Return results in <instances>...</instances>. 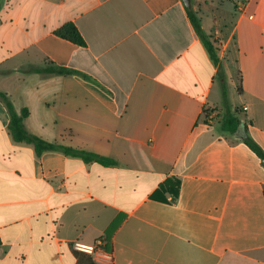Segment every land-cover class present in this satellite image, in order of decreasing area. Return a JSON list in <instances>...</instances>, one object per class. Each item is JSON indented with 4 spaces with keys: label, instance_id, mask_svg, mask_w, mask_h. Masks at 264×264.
Listing matches in <instances>:
<instances>
[{
    "label": "crops",
    "instance_id": "1",
    "mask_svg": "<svg viewBox=\"0 0 264 264\" xmlns=\"http://www.w3.org/2000/svg\"><path fill=\"white\" fill-rule=\"evenodd\" d=\"M191 8L217 62L183 0H0V91L27 129L118 163L38 157L0 100V264H94L74 241L114 264H264V159L213 120L228 105L264 152V0ZM48 62L90 79L25 72Z\"/></svg>",
    "mask_w": 264,
    "mask_h": 264
},
{
    "label": "trees",
    "instance_id": "2",
    "mask_svg": "<svg viewBox=\"0 0 264 264\" xmlns=\"http://www.w3.org/2000/svg\"><path fill=\"white\" fill-rule=\"evenodd\" d=\"M187 13L196 33L203 41L211 58L213 59L214 62H217L218 57H217L216 49L214 48V45L210 41L209 37L205 34L202 25L198 20V18L196 17V15L194 14V12L192 11V8H187ZM56 34L61 38L71 41L79 46L83 47L86 45L79 30L72 23L65 24L63 27L57 30ZM25 72L37 73L41 75V77L43 78H50L54 76L76 75L83 79H90L87 75H85L80 71L58 66L53 62H48L43 67L29 66L25 70ZM223 94L226 101V89L224 86H223ZM0 100L7 108L10 116V123L8 128L13 141H15L16 143H22L33 146L36 155L38 157H41L46 152H60L66 156L80 158L87 164L98 163L100 165L107 167L116 166L118 164L117 161L109 157L91 151L77 149L62 143L50 142L31 133L25 125V119L29 115L28 110L24 108L19 112L16 109L9 94L5 92L0 91ZM220 124L223 132L228 133L230 135H235L242 122L237 117V111H233L228 105H226L222 111V118ZM243 142L247 144L250 147V149L253 152H255L259 158L264 159L263 150L252 138L246 136V138L243 139ZM180 184L181 183L179 179H168L165 181L164 184L161 185L160 189L163 190L164 192L171 193L174 197H178Z\"/></svg>",
    "mask_w": 264,
    "mask_h": 264
},
{
    "label": "built area",
    "instance_id": "3",
    "mask_svg": "<svg viewBox=\"0 0 264 264\" xmlns=\"http://www.w3.org/2000/svg\"><path fill=\"white\" fill-rule=\"evenodd\" d=\"M72 248L75 252L88 255L94 264H114V254L107 248L106 243L103 241H98L93 244L74 241Z\"/></svg>",
    "mask_w": 264,
    "mask_h": 264
},
{
    "label": "water",
    "instance_id": "4",
    "mask_svg": "<svg viewBox=\"0 0 264 264\" xmlns=\"http://www.w3.org/2000/svg\"><path fill=\"white\" fill-rule=\"evenodd\" d=\"M183 2L187 8L192 7V0H183ZM235 137L239 138V139H245L246 138V132H245V128H244L243 124H241L239 126L237 132L235 133Z\"/></svg>",
    "mask_w": 264,
    "mask_h": 264
},
{
    "label": "rangeland",
    "instance_id": "5",
    "mask_svg": "<svg viewBox=\"0 0 264 264\" xmlns=\"http://www.w3.org/2000/svg\"><path fill=\"white\" fill-rule=\"evenodd\" d=\"M221 118H222V113H218L214 116L213 120H219V122L221 121Z\"/></svg>",
    "mask_w": 264,
    "mask_h": 264
}]
</instances>
